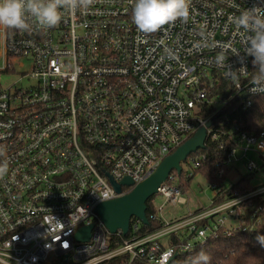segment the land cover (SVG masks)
Wrapping results in <instances>:
<instances>
[{
  "label": "built area",
  "instance_id": "2783aa9c",
  "mask_svg": "<svg viewBox=\"0 0 264 264\" xmlns=\"http://www.w3.org/2000/svg\"><path fill=\"white\" fill-rule=\"evenodd\" d=\"M79 3H62L51 28L31 17L25 30L0 26V77L14 74L18 59L29 64L14 83H0V162L8 164L0 175V264H166L221 234L255 230L264 208L250 200L264 198V184L229 194L233 183L222 178L236 163L247 175L262 172L264 128L248 133L212 119L231 98H245L246 108L264 96L245 53L250 32L233 23L246 9L264 14V0H187L186 18L151 33L132 23L134 0ZM219 82L228 84L227 100ZM198 128L206 132L202 150L225 154L208 208L164 220L162 206L151 205L147 220L158 229L141 232L133 216L126 236L108 233L96 206L132 189L117 193L109 178L142 182ZM186 160L194 170L206 155ZM178 177L170 174L156 195L185 204ZM88 225L89 240L78 242L76 231Z\"/></svg>",
  "mask_w": 264,
  "mask_h": 264
},
{
  "label": "trees",
  "instance_id": "16d2710c",
  "mask_svg": "<svg viewBox=\"0 0 264 264\" xmlns=\"http://www.w3.org/2000/svg\"><path fill=\"white\" fill-rule=\"evenodd\" d=\"M226 87H228L227 83L219 82L218 89L223 90L220 94L218 92L220 99L227 100L230 98L231 91L230 89L225 91ZM250 99L251 105L243 108L246 101L245 98H231L227 105L212 119L213 125L227 128L230 123L235 121L242 131L248 133L260 132V130L264 128V96L252 97ZM199 153H204L206 155V162L196 169L202 173L210 184L213 182H220L216 179V172L218 169L216 163L222 161L225 154L216 151L213 147L207 146L205 150H198L189 157H195ZM185 162H187V160ZM171 174L175 175L176 173L172 172ZM227 175L228 170L226 169L222 179L226 180ZM251 176L252 175L245 174V176L240 177L236 183H233L228 193L230 194L234 191L240 194L252 190L253 187L249 180ZM188 179H190V177H187L185 180L182 174L178 177V181L180 182L179 187L182 193L188 186ZM151 198L146 205L147 209L145 214L147 217L152 211ZM250 201L255 208H264V198L251 199ZM257 216L260 217L261 222L255 227V230L251 232H244L241 230L233 232L231 235L221 234L213 240H207L202 245L193 246L194 248L190 253L180 254L171 264H198L197 255L202 250L210 257L208 264H264V247H261L256 240L257 235H264V210L263 212H258ZM159 227V222L149 220L147 225H142L141 232L149 233ZM176 242V239L173 238L172 243ZM104 264H118V260ZM199 264H203V262H199Z\"/></svg>",
  "mask_w": 264,
  "mask_h": 264
},
{
  "label": "clouds",
  "instance_id": "9594fccd",
  "mask_svg": "<svg viewBox=\"0 0 264 264\" xmlns=\"http://www.w3.org/2000/svg\"><path fill=\"white\" fill-rule=\"evenodd\" d=\"M62 3L73 10L81 7L79 0H0V26L25 30L31 17L43 28L54 27L60 20L58 8ZM188 11L187 0H134L131 21L138 31L151 33L169 22L186 18ZM233 23L250 32L245 53L252 57L255 66L253 83L264 86V14H258L255 8L246 9L233 18ZM224 60L223 51L216 54L217 65L223 64ZM7 169V161L0 162V175ZM256 240L264 247V235H257ZM209 259L203 250L197 255L198 264H208Z\"/></svg>",
  "mask_w": 264,
  "mask_h": 264
},
{
  "label": "water",
  "instance_id": "95a60500",
  "mask_svg": "<svg viewBox=\"0 0 264 264\" xmlns=\"http://www.w3.org/2000/svg\"><path fill=\"white\" fill-rule=\"evenodd\" d=\"M210 126L211 124L207 123L206 127ZM205 137V129L198 128L191 138L179 145L172 154L164 157L155 171L138 184H134L129 178H123L119 183H114L109 178L117 193H120L121 186L132 189L125 195H121L110 201L101 202L96 206L94 212L108 233L116 234L117 230H120L122 235L126 236L129 222L133 216L137 217L143 225H147L148 220L145 212L148 200L156 195L157 189L172 172L180 176L182 169L180 163L185 161L191 154L203 149ZM91 228L92 225H88L78 229L75 233L76 240L81 243L87 242L90 238L89 232ZM177 256L178 253H174L166 264H171Z\"/></svg>",
  "mask_w": 264,
  "mask_h": 264
},
{
  "label": "rangeland",
  "instance_id": "374dc122",
  "mask_svg": "<svg viewBox=\"0 0 264 264\" xmlns=\"http://www.w3.org/2000/svg\"><path fill=\"white\" fill-rule=\"evenodd\" d=\"M29 64L24 60L18 59L13 65L14 74L10 76L0 77V83L2 87H7L14 81L18 80L23 74L21 72L28 71ZM28 83L26 79L22 80V85L25 86ZM19 85V83L17 84ZM183 166V173L188 171L191 173L190 179H188V186L186 190L181 193L182 197L186 199L185 204H178L172 201H164L158 195H154L151 199V203L154 208L162 206L161 215L164 220L180 219L189 213L198 212V210L208 208L211 200L213 199V191L210 188V183L205 179L200 171L192 170V167L188 164V160L185 163H181ZM245 174V170L242 164L236 163L228 171L226 181L229 183H236L240 177ZM185 177V176H184ZM186 180V178H185ZM251 186L261 187L264 184V169L260 173H255L250 177ZM178 184L180 183L177 179Z\"/></svg>",
  "mask_w": 264,
  "mask_h": 264
},
{
  "label": "crops",
  "instance_id": "0c3cea01",
  "mask_svg": "<svg viewBox=\"0 0 264 264\" xmlns=\"http://www.w3.org/2000/svg\"><path fill=\"white\" fill-rule=\"evenodd\" d=\"M170 220H175V219H170Z\"/></svg>",
  "mask_w": 264,
  "mask_h": 264
}]
</instances>
